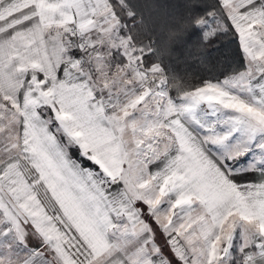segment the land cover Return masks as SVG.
<instances>
[{
    "label": "snow or ice",
    "instance_id": "obj_1",
    "mask_svg": "<svg viewBox=\"0 0 264 264\" xmlns=\"http://www.w3.org/2000/svg\"><path fill=\"white\" fill-rule=\"evenodd\" d=\"M0 264H264V0H0Z\"/></svg>",
    "mask_w": 264,
    "mask_h": 264
},
{
    "label": "trees",
    "instance_id": "obj_2",
    "mask_svg": "<svg viewBox=\"0 0 264 264\" xmlns=\"http://www.w3.org/2000/svg\"><path fill=\"white\" fill-rule=\"evenodd\" d=\"M230 47V46H229Z\"/></svg>",
    "mask_w": 264,
    "mask_h": 264
}]
</instances>
